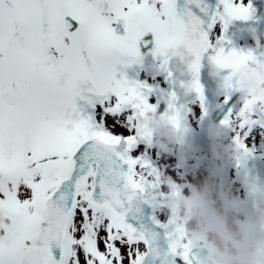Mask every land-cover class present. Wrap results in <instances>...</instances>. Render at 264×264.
<instances>
[{
	"label": "snow or ice",
	"instance_id": "6c2138e0",
	"mask_svg": "<svg viewBox=\"0 0 264 264\" xmlns=\"http://www.w3.org/2000/svg\"><path fill=\"white\" fill-rule=\"evenodd\" d=\"M189 5L207 13L203 0H185L183 8L178 0H0V264H143L145 236L127 222V193L116 186L120 178L133 193L144 185L129 154L136 136L115 129L129 106L137 110L129 120L155 106L124 69L140 62L142 47L164 67L183 48L192 57L189 87L203 100L204 53L213 51L219 69L256 58L225 51L210 37L214 28L220 35L221 24L227 30L233 19L248 20L251 0H219L207 22ZM224 79L233 86L229 75ZM257 101L264 99L252 94L241 117ZM166 116L179 127L178 110ZM136 128L150 137L139 121ZM113 157L127 171L113 168ZM105 161L111 163L98 178Z\"/></svg>",
	"mask_w": 264,
	"mask_h": 264
},
{
	"label": "rangeland",
	"instance_id": "374dc122",
	"mask_svg": "<svg viewBox=\"0 0 264 264\" xmlns=\"http://www.w3.org/2000/svg\"><path fill=\"white\" fill-rule=\"evenodd\" d=\"M217 7H222L218 5ZM217 9V8H216ZM214 45H219L221 37H230L231 43L227 50L235 48L238 51H252L255 59L239 62L240 72L236 80L241 82V76H254L258 79L259 87L244 88L242 96L228 113V123L223 121L213 124L209 120V112L220 102L225 93L217 91L207 94L203 91V100L193 89L186 85L170 68L162 66V58L151 55L142 57L139 63H134L124 69L130 81H139L145 85L142 89L148 102L155 106V111H148L145 117H128L137 112L130 106L126 108L119 119L122 125L116 132L128 129L129 135H135L136 140L129 154L135 153L138 160L135 166L136 178L144 177L145 194L154 202V216L167 225L170 236L173 229L182 232L172 221L173 201L181 197H192L196 188L195 183L203 181L219 163L214 151V135L219 134V141L224 150V163L221 177L224 188L229 187L231 197L239 209V221H244L252 209L264 199V131L262 124L253 122L255 118L264 117V101H257L251 110L241 117L240 112L245 102L252 94L264 99V17L255 22L242 19L230 21L227 30L220 25V35L213 29ZM123 32L122 27L118 29ZM210 55L214 54L209 50ZM171 73V75H169ZM242 84V83H241ZM175 93V99L171 94ZM173 107H169V104ZM85 112L93 111L85 101H79ZM174 110L179 111V127L174 126L167 118ZM264 120V118H261ZM160 121L153 128V121ZM150 137L137 134L136 124ZM254 129L251 130V125ZM264 123V122H263ZM111 120H109V125ZM263 128V129H262ZM251 130V132L249 131ZM123 150L127 147L121 139ZM239 140V143H238ZM244 147H241L240 144ZM247 150L246 159L241 162L238 150ZM144 161L147 164L141 167ZM241 174V175H240ZM225 178V179H224ZM183 216V213H180ZM181 244L175 248L177 264H191L183 247V235L178 237ZM141 250L146 249L145 243L140 244Z\"/></svg>",
	"mask_w": 264,
	"mask_h": 264
},
{
	"label": "clouds",
	"instance_id": "9594fccd",
	"mask_svg": "<svg viewBox=\"0 0 264 264\" xmlns=\"http://www.w3.org/2000/svg\"><path fill=\"white\" fill-rule=\"evenodd\" d=\"M264 79V73L261 74ZM243 87H259L254 76H241ZM160 121H153L157 128ZM214 151L219 163L206 178L195 183V194L190 198L173 201L172 223L182 232L173 229L169 244L173 250L181 244L179 235L187 243L185 253L198 247L197 264H264V199L257 204L244 221H239V209L231 197L229 187L222 188L224 150L219 134L214 132ZM241 162L247 150H238ZM264 196V191H262ZM183 213V216L180 213Z\"/></svg>",
	"mask_w": 264,
	"mask_h": 264
},
{
	"label": "water",
	"instance_id": "95a60500",
	"mask_svg": "<svg viewBox=\"0 0 264 264\" xmlns=\"http://www.w3.org/2000/svg\"><path fill=\"white\" fill-rule=\"evenodd\" d=\"M203 3L207 6V13L201 12L199 8L195 5H189L197 15H199L203 20L207 22L210 15L214 12L216 7V0H203ZM178 4L181 8L185 6V0H178ZM192 59L191 55L183 48L180 49V54L169 56V61L172 64L173 68L179 72L187 83L192 80V74L188 70V62ZM236 73L235 66L232 69H219L210 58L207 57L204 53L201 57V66L199 70V80L203 87L208 91H214L220 88H228L229 95L226 99L221 102V104L214 109L212 112V117L214 121L220 120L222 116L230 109L233 102L240 95L241 90L233 84L232 87H226V82L224 77L229 75L231 77ZM102 149L97 150V156L99 159L103 160ZM119 151V147H117ZM101 153V158L100 154ZM115 163L112 164L113 168H117L118 171L124 172L127 171L128 165L123 161H120L118 158L113 157ZM111 163L110 161L102 162L101 170L98 172V178L103 177V165ZM110 180L112 176L108 177ZM116 186L120 188V191L127 193L126 195L122 194L123 200V211L126 212V220L128 223L132 224L140 232H142L148 241L149 248L143 263L145 264H173L172 262V251L171 245L169 244V239L167 231L164 227L156 224L151 218V204L143 198L141 189H136L133 193L131 187L128 183H124V179L120 178L116 180ZM101 189L99 186L96 188L97 197L100 196ZM127 195H132V199L129 201ZM197 249L191 252L193 262L197 264V257L195 252ZM199 250V249H198ZM168 261V262H167Z\"/></svg>",
	"mask_w": 264,
	"mask_h": 264
}]
</instances>
